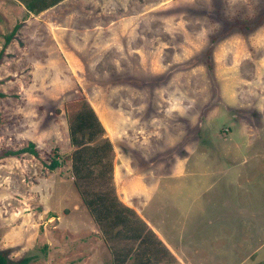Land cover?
<instances>
[{"label": "rangeland", "instance_id": "obj_1", "mask_svg": "<svg viewBox=\"0 0 264 264\" xmlns=\"http://www.w3.org/2000/svg\"><path fill=\"white\" fill-rule=\"evenodd\" d=\"M0 92V155L37 151L0 158L10 260L264 264V0H0ZM84 102L103 132L79 147ZM109 187L171 247L96 218Z\"/></svg>", "mask_w": 264, "mask_h": 264}, {"label": "trees", "instance_id": "obj_2", "mask_svg": "<svg viewBox=\"0 0 264 264\" xmlns=\"http://www.w3.org/2000/svg\"><path fill=\"white\" fill-rule=\"evenodd\" d=\"M26 10L29 13L38 14L47 8H50L62 0H20ZM18 25L16 24L11 32H9L5 37V44L9 43L15 32L17 30ZM4 94L0 92V96ZM83 109L78 111L74 116V122L71 125V140L73 143L81 147L83 145V141L89 139L91 141L94 136L98 133L103 132V126L94 112L93 108L87 103H83ZM76 133H80L81 139L77 142ZM108 147H110V143L107 142ZM79 148H76L74 153L78 151ZM23 153H30L34 156H37V151L34 147V143L30 141L26 146L20 147L15 150H6L0 155L9 156V155H20ZM100 154L98 149L94 151V156L100 160ZM59 161L56 157H53L50 163L46 164V167L49 170H53L59 166ZM85 168L84 160L80 157L73 159L71 163L70 171L72 173V177L74 180V184L81 190V194L84 195L89 192V190L82 183L84 179L89 177V173L84 172ZM86 191V193H85ZM84 202L87 205H92L91 211H93V215L101 219V217L106 221H111L116 224L122 225L124 230L125 238H134L137 239L138 242L145 241L146 236L144 233H148L150 236H153V239H157L158 243H160L154 231L146 224L143 219H140L135 211L129 206L123 204L117 197L115 189L113 187H109L106 190L100 191L94 198L89 196H85ZM100 201L101 204L96 209L94 208V202ZM130 215H129V214ZM101 214V215H100ZM134 215V216H133ZM130 216L134 217L135 223H131ZM161 244V243H160ZM146 251L149 248L145 249ZM30 261V256H23L18 260L12 261L10 260L4 251L0 250V264H28Z\"/></svg>", "mask_w": 264, "mask_h": 264}, {"label": "crops", "instance_id": "obj_3", "mask_svg": "<svg viewBox=\"0 0 264 264\" xmlns=\"http://www.w3.org/2000/svg\"><path fill=\"white\" fill-rule=\"evenodd\" d=\"M126 204V203H125ZM126 205H128V204H126ZM151 227H153L152 225H151ZM150 227V228H151ZM153 231H154V233L156 234L157 233V235L162 239H159L160 241H162V242H164L165 243V245L167 246V247H171L165 240H164V238L159 234V232H158V230L154 227V228H151Z\"/></svg>", "mask_w": 264, "mask_h": 264}]
</instances>
